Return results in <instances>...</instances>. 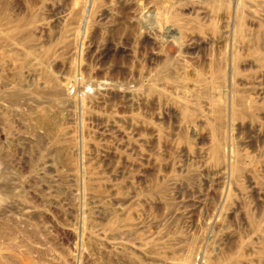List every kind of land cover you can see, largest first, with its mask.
I'll return each mask as SVG.
<instances>
[{
    "label": "rangeland",
    "instance_id": "rangeland-1",
    "mask_svg": "<svg viewBox=\"0 0 264 264\" xmlns=\"http://www.w3.org/2000/svg\"><path fill=\"white\" fill-rule=\"evenodd\" d=\"M0 264H264V0H0Z\"/></svg>",
    "mask_w": 264,
    "mask_h": 264
}]
</instances>
